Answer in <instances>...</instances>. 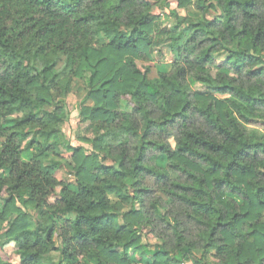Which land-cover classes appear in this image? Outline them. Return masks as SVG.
<instances>
[{
    "label": "trees",
    "instance_id": "obj_1",
    "mask_svg": "<svg viewBox=\"0 0 264 264\" xmlns=\"http://www.w3.org/2000/svg\"><path fill=\"white\" fill-rule=\"evenodd\" d=\"M168 1L0 0V250L18 258L0 264H131L132 253L149 264H207L211 251L215 264H264V93L237 77L264 76V0H198L197 17L170 11L174 23L159 26L153 5ZM210 9L219 14L208 18ZM163 41L174 60L150 77L137 61ZM76 82L91 151L67 144L69 160L50 159ZM189 112L216 135L189 128ZM177 122L171 147L164 138ZM149 150L167 165L149 164ZM61 167L72 183L55 176ZM148 176L169 183L198 241L153 207L176 240L143 242L148 218L137 203Z\"/></svg>",
    "mask_w": 264,
    "mask_h": 264
},
{
    "label": "rangeland",
    "instance_id": "obj_2",
    "mask_svg": "<svg viewBox=\"0 0 264 264\" xmlns=\"http://www.w3.org/2000/svg\"><path fill=\"white\" fill-rule=\"evenodd\" d=\"M92 0H85L83 4V8H86ZM151 2L153 0H150ZM198 0H169L165 5V9L162 11L157 6L153 5V15L156 16V22L159 26L169 27L174 23V17L170 14V11L176 12L181 17H197L199 12L196 7V3ZM219 14L218 9H210L208 13V18H213ZM264 15V14H263ZM152 55L150 60L146 61H137L138 66L142 69L148 70V75L150 77L156 76L159 72L167 71L168 65L173 62L174 57L169 50L166 41L159 42L152 47ZM264 54V52H263ZM224 55H219V58H223ZM257 67L264 68V58L263 61ZM2 70L0 69V73ZM239 82L242 83L244 86H256L261 89L264 93V76L260 79H256L254 74H249L246 70L242 71L239 75H237ZM193 91L203 92L205 91L204 87L200 85V83H196L193 87ZM215 94L218 98H223L221 95ZM85 95V89L81 82H76L71 87L70 92L66 96L65 99V106L67 113V118L64 121L61 132H62V140L60 145L58 146L60 155L56 157L50 149L48 152L50 154V159H58L61 161L69 160L70 152L66 149V145L70 146H77L82 145L87 152L91 151V145L85 141L86 139L89 140L92 138V132L88 128L87 122H81L78 118V111L81 106L82 99ZM264 118V107L259 111ZM187 126L189 128L194 129H203L207 134L210 136H215V132L212 128L207 124V122L198 114L189 112L188 118L186 119ZM181 122H177L174 124L173 128L170 130V135L167 138L168 144L171 147L175 146V140L172 134L177 133ZM248 127L255 128L260 132L263 131V127L261 124H250ZM1 141V139H0ZM43 139L38 138V145H36L32 150L30 149L27 152L22 154L24 160H27L31 154H33L39 146L42 144ZM51 141H49L50 143ZM146 160L151 165H156L159 167H165L167 165L166 156L158 151L149 150L146 152ZM177 175H179L180 179H185L186 176L181 173L179 170H175ZM55 176L64 182L72 183V176L61 167L59 170L56 171ZM148 191L143 193L141 196L140 201L137 203V207L140 206L146 213L148 218L147 224L148 226L143 228V242L147 243L148 245H153L159 243L160 239L164 240L166 244L172 245V243L176 240V237L172 234V231L169 225L161 220L156 213L154 212V208H158L161 214L166 216H173L179 222V227L186 236V238L190 239L195 237L196 241L199 240L197 231L198 225L193 221L192 218L187 217L185 213V206L179 200H172V197L168 193V186L169 183H166L162 186L158 181H155L154 177L148 176L147 179ZM59 188H57V191ZM0 196H5L4 192L0 193ZM234 197L235 201L240 204L241 201L239 198ZM53 200V197L50 198ZM0 204L2 201L0 200ZM31 215L34 216V212L29 210ZM31 224H34V221H31ZM12 255L13 260L16 262L18 260L17 256L12 253V249L8 248L5 251L0 250V260L8 261L9 255ZM213 251L206 256V263L207 264H215L216 260L212 256ZM76 261L79 264H95V262L88 257L82 256L78 257ZM150 259L144 258L142 260H138L135 258L134 254H131V264H149ZM187 264H194L192 261L187 262Z\"/></svg>",
    "mask_w": 264,
    "mask_h": 264
}]
</instances>
